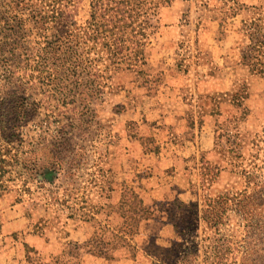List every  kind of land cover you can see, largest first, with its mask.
I'll return each instance as SVG.
<instances>
[{"label": "rangeland", "instance_id": "374dc122", "mask_svg": "<svg viewBox=\"0 0 264 264\" xmlns=\"http://www.w3.org/2000/svg\"><path fill=\"white\" fill-rule=\"evenodd\" d=\"M262 188L264 0H0V264H264Z\"/></svg>", "mask_w": 264, "mask_h": 264}, {"label": "trees", "instance_id": "16d2710c", "mask_svg": "<svg viewBox=\"0 0 264 264\" xmlns=\"http://www.w3.org/2000/svg\"><path fill=\"white\" fill-rule=\"evenodd\" d=\"M44 2H45V0H44ZM57 5V6H56ZM40 12H42L43 13V10H40ZM53 12L54 13H57V14H66L65 12H64V10H63V7H61L60 6V2H56L55 3V5H54V7H53ZM68 12V11H67ZM93 21H94V18H93ZM147 21V20H146ZM148 22V21H147ZM90 26H91V28H92V31L93 32H95L96 33V37L95 38H93L92 40L93 41H96L97 39H100V37H99V33H98V30H96V28L94 27V23H92V24H90ZM71 37V36H70ZM71 43V42H70ZM71 44H73V43H71ZM77 44H78V42L76 43V47L74 46V47H71V46H66V47H68V54H67V57H68V59L69 58H71L72 59V57H74V56H76L77 55V53L74 51V48H77ZM60 47H58V49H59ZM122 49V48H121ZM121 49H117V50H112L111 52H110V56H111V60H110V65H109V67L108 68H106V71H109V69H110V67H111V65H114V64H116V62L114 61V60H118V59H120L121 61H125L126 59H128L127 57H128V55H132L133 54V52L131 51V52H129V50H125V51H128L129 53L128 54H124L123 55V53L122 52H120L121 51ZM57 52V51H56ZM57 53H59V52H57ZM56 58H60L61 56H59L58 54H55L54 55ZM103 59V57H100V61H103L102 60ZM137 61H139V62H141L142 61V63H141V65H143L144 64V62H145V59L144 58H140V59H137ZM100 72V71H99ZM102 73V72H101ZM140 73H142V72H140ZM102 90H101V88L99 89V95L100 94H102V92H101ZM257 199L256 200H260L261 199V196H264V188H262L260 191H258L257 192Z\"/></svg>", "mask_w": 264, "mask_h": 264}]
</instances>
